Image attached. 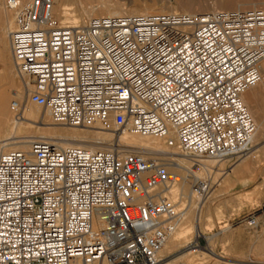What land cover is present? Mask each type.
<instances>
[{
  "label": "built area",
  "instance_id": "built-area-1",
  "mask_svg": "<svg viewBox=\"0 0 264 264\" xmlns=\"http://www.w3.org/2000/svg\"><path fill=\"white\" fill-rule=\"evenodd\" d=\"M54 0H6L25 100L52 121L165 139L189 156L236 158L255 121L241 95L264 81L260 8L91 17L63 24ZM11 109L20 115L21 104ZM169 161L116 144L34 139L0 153V264H158L183 208ZM203 181L193 189L206 192ZM244 217L264 219V202Z\"/></svg>",
  "mask_w": 264,
  "mask_h": 264
},
{
  "label": "bare ground",
  "instance_id": "bare-ground-1",
  "mask_svg": "<svg viewBox=\"0 0 264 264\" xmlns=\"http://www.w3.org/2000/svg\"><path fill=\"white\" fill-rule=\"evenodd\" d=\"M2 1L3 0H0V59L3 61L7 56V52H10L12 66L14 68V63L11 56L9 33L14 28L15 15L12 10L5 6V2L3 3ZM20 1L22 3H26L29 0L25 2L22 0ZM93 1H91L92 6H88L89 3L85 4L83 0H54L52 13L63 24L81 25L86 23L91 17L120 14H156V12H159L153 9L154 7L151 9L150 6L140 5L139 3L132 1L127 5L129 6V9H126L127 7L124 6V3L122 4L113 2L111 4L109 1H100L98 5L95 4L96 6H94ZM259 2L260 1L253 2L252 0L215 1V3L210 6V9L212 11H216V9L228 10L256 8L257 3ZM72 5L77 6L78 15H73V13L71 14ZM185 5L188 6V4ZM185 5H181V11L186 14H198L205 11H202V8L199 10L198 8H189ZM262 10H264V7ZM165 11L175 12L173 8H169ZM262 70L264 72V60L262 61ZM14 72L16 74L15 68ZM11 73L12 71L9 64L2 63L0 78L4 84L3 86L6 88L0 89V153L7 150L26 149L29 147V144L32 140L40 139L54 142L60 146L79 145L90 149L107 148L105 145L109 146L111 144H116L123 150L140 151L149 155L162 157L163 159L169 161L170 171L176 173L179 172L182 175L180 182L171 186L169 190V198L172 200H177L179 202L178 207L183 208V212L176 224L175 231L171 234V236H169L166 243L159 251L158 264L161 261L160 253H164V251L170 249L175 243L177 236L182 233L181 225L186 219L185 214L186 212L191 211L189 207L186 209L187 211H185L186 207L181 206V196L185 195V193H187L186 196L189 198L190 203L193 201V198H196L194 205L196 214L194 213L195 223L193 224V227L196 228V236L201 234L199 230L202 214L201 211H203L202 206L204 199L211 189L212 174L217 173L219 167L232 157H226L225 159L223 158L220 160L199 158L198 162L200 164L196 163L193 165V161L189 159V156L177 150L175 147L169 146L163 138L135 135L131 133L90 131L86 128L57 126L58 124L52 121L48 111H46L44 108L34 104L35 106L44 110L41 112L38 109H33L27 105V103H33L25 100V84L20 80L17 74L16 76L20 80L18 82H20L21 85L18 89L13 88L9 91V87L13 85V81L10 79V75H12ZM9 94H11L13 99H16L21 104L20 115H16V113H14L11 109L10 106L13 99H9ZM241 98L255 121L256 130L251 140V148L249 151L245 154L239 155L237 157V162L230 169V173H227L229 175L231 174L232 176L236 175L238 173L237 170L241 169L242 166H245L250 162H253L254 164L258 163V157H260V155L264 152V114L261 112L263 111L264 107L262 108L260 106V102L264 103V81H261L255 86L247 89L241 95ZM94 128L99 129L98 127ZM24 130L27 132L34 130L35 132L39 133V135L37 136L35 134L36 136H19L18 134ZM261 158L262 157H260V160ZM190 163L191 165H189ZM190 181L192 182L191 187H189ZM199 181L206 183V192L201 191L198 193L193 189L194 184ZM176 188H180L181 192L179 190V193H176ZM174 195H177L176 199L172 197ZM209 251L213 253L211 249H209ZM102 264L108 263L102 262Z\"/></svg>",
  "mask_w": 264,
  "mask_h": 264
},
{
  "label": "rangeland",
  "instance_id": "rangeland-1",
  "mask_svg": "<svg viewBox=\"0 0 264 264\" xmlns=\"http://www.w3.org/2000/svg\"><path fill=\"white\" fill-rule=\"evenodd\" d=\"M22 1L25 2L27 0ZM83 1L85 4L89 3L88 6H92L91 1L93 0H87V2L86 0ZM100 1H109L111 4L113 2L124 3V6L127 7L126 9H129V6H127L129 2H137L140 5L150 6L151 9L154 7L153 9L159 11L156 12L157 14L169 12L165 11L169 8H173L175 12L183 13L181 7L185 4H188V6H185L189 8H198L199 10L202 8V11H212L210 6H212L215 1L222 0H142L143 2L141 0H94L93 5H98ZM252 1H260L257 3L256 8L262 9L264 7L263 0ZM2 2L4 3L5 0ZM71 8V14L78 15L77 6L72 5ZM2 63H7L11 67L12 75H10V79L13 81V85L9 87V91L13 88L18 89L21 84L18 82L20 80L14 72L10 52H7V56L3 61L0 59L1 68ZM3 85L0 78V89L6 88ZM9 95V99L12 100L13 97L11 94ZM27 105L41 112L44 111L34 104L27 103ZM260 106L263 108L264 103L260 102ZM261 112L264 114V108ZM57 126L86 128L90 131H106L94 127L87 128L59 124ZM35 134L37 136L39 135V133L34 130L29 132L24 130L18 135L36 136ZM105 147L109 146L105 145ZM237 157L225 161L217 170L218 172L212 174L211 189L204 199L202 206L203 211H201V222L199 224L201 234L197 236L195 234L196 228L193 227L196 214V210L194 209L196 198H193V201L190 203L189 198L186 196L187 193L181 196V206L186 207L185 211H187L186 209L188 207L191 211L186 212V219L181 225L182 233L177 236L175 243L170 249L164 251V253H160L161 261L159 264H264V219L259 216V224L254 228L249 227L244 221L245 216L252 212H256L255 210L258 206L264 202V152L260 155V157H262L261 160L260 157H258V163L254 164L250 162L246 164L234 176L227 174L228 172L230 173V169L237 162ZM189 165H191V163ZM191 186L192 182L190 181L189 187ZM176 189V193H179L180 188ZM172 197L176 199L177 195ZM240 222L244 223L246 230L234 233L233 228L239 225ZM249 228L254 231L248 233ZM209 249H211L213 253L210 252Z\"/></svg>",
  "mask_w": 264,
  "mask_h": 264
},
{
  "label": "crops",
  "instance_id": "crops-1",
  "mask_svg": "<svg viewBox=\"0 0 264 264\" xmlns=\"http://www.w3.org/2000/svg\"><path fill=\"white\" fill-rule=\"evenodd\" d=\"M242 168H243V166H242ZM242 168H241V169H242ZM241 169H239V170H237V171L239 172ZM226 181H227V180H226ZM233 229H234V230H233L234 233L239 232V231H244V230H246V228H245V226H244V223H242V222H240L239 225H237V226H236L235 228H233ZM253 231H254L253 229L249 228L248 233L253 232Z\"/></svg>",
  "mask_w": 264,
  "mask_h": 264
}]
</instances>
